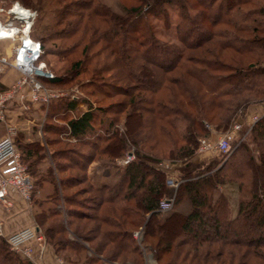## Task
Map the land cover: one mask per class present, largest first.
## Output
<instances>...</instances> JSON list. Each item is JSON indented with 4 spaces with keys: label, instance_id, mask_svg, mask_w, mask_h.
Masks as SVG:
<instances>
[{
    "label": "trees",
    "instance_id": "1",
    "mask_svg": "<svg viewBox=\"0 0 264 264\" xmlns=\"http://www.w3.org/2000/svg\"><path fill=\"white\" fill-rule=\"evenodd\" d=\"M13 1L39 12L54 7V21L37 41L42 49L44 41L56 42L69 69L43 85L86 75L77 85L89 97L124 98L87 103L80 114L75 100H54L42 107L39 141L15 138L33 177L38 232L55 256L90 254L81 264L132 256L137 262L125 263L138 264L142 249L133 235L142 227V241L155 240V264H264V115L250 129L252 142H261L257 158L238 143L218 160L190 162L199 136H209L205 125L216 121L225 131L248 106L264 104V0H116L122 14L110 0ZM156 30L175 41L158 39ZM156 140L169 142V151L160 153ZM127 154L133 159L118 182L92 184L93 162L110 166ZM163 157L187 162L176 189L165 186L167 174L157 166ZM225 186L238 193L234 214ZM173 192L174 206L186 201L190 210L162 218L159 202ZM108 245L117 251L104 256ZM170 252L174 258L164 260ZM0 264L30 263L0 238Z\"/></svg>",
    "mask_w": 264,
    "mask_h": 264
},
{
    "label": "built area",
    "instance_id": "2",
    "mask_svg": "<svg viewBox=\"0 0 264 264\" xmlns=\"http://www.w3.org/2000/svg\"><path fill=\"white\" fill-rule=\"evenodd\" d=\"M13 4L8 10L0 5V15L6 11V15L0 18V29L7 31L6 35H0V42H5L11 46L10 56L0 58V66L10 67L16 70L20 79L16 81L5 92H0V121L7 126L5 136L0 140V208L10 212L13 208L11 194L18 195L22 201L31 206V199L34 192V183L29 175L26 166L21 161V155L16 148L15 138L17 130L15 126L7 123L6 110L10 104H18L23 111H27L31 104L48 106L52 101L60 99L62 94L51 93L44 89L41 81L53 79L55 75L43 63L40 62L42 55L41 44L31 37V27L34 15L30 13L27 20L20 19L14 13ZM14 21L21 22V26L14 25ZM30 24L27 33L24 31ZM2 70H0L1 72ZM74 99V97L72 98ZM252 120H256L253 117ZM238 130V125L234 126ZM207 130L213 132L211 127ZM230 135L224 134L216 142L209 139H199L200 151L214 148L220 154L230 153ZM133 159L132 155H127L123 164L127 165ZM158 168L168 172L169 164H160ZM180 181L175 177H167L166 185L176 189ZM174 197L161 199L158 205L159 212H168L173 208ZM28 209V208H27ZM0 238L8 245L9 250L20 255L31 264H46L39 256L43 255L41 242L42 235L38 232L36 224H31L19 228L10 233L4 230V223L0 221ZM39 244L38 251L37 245ZM39 255V256H38ZM36 258V259H35ZM53 264H69L62 259H55Z\"/></svg>",
    "mask_w": 264,
    "mask_h": 264
},
{
    "label": "rangeland",
    "instance_id": "3",
    "mask_svg": "<svg viewBox=\"0 0 264 264\" xmlns=\"http://www.w3.org/2000/svg\"><path fill=\"white\" fill-rule=\"evenodd\" d=\"M116 0H110V2L107 3V5H111L112 9L115 13H119L122 14V12L118 9L117 4H115L114 6V2ZM128 4L132 3V2H127ZM13 4H18L19 6H21L22 8L28 10L30 13H32L34 15L33 17V24L31 27V37L33 39H35L37 41V39L40 40V37L42 35L41 30L50 27L49 25L52 24V22L54 21L53 19V8L54 7H44L45 10H43L42 12L37 11V9H33V8H27L24 7L22 4H20L17 1H13V0H0V5L5 8V10H8V8H10ZM6 11H4L1 15L0 18L2 19L6 13ZM171 18L172 21L174 23H176V21L178 20V16L175 12H173L171 14ZM151 23L157 25L158 27L161 26L160 24H157L154 20H151ZM14 25H17L18 27L21 26V22L19 21H14ZM45 27V28H44ZM171 31V30H170ZM156 37L160 40L163 41H167V42H171V41H175V39H173L174 37L172 36L173 34H170L169 32L164 33L162 31L156 30ZM39 42V41H38ZM176 44H178L177 42H175ZM41 44V43H40ZM10 48L11 46L9 44H7ZM43 49L41 46V50H42V57L40 58V62L43 63L49 70H51L53 72V74L55 75V77H59L61 75H65L67 73V69L68 68V63L65 59L61 58L60 56H58L57 54V47L58 44L56 42H46L44 41L43 43ZM44 51V54H43ZM197 52V51H196ZM193 53V52H191ZM198 53V52H197ZM6 55V54H4ZM3 53H0V58L1 57H9V56H4ZM234 57H238V59L240 58L239 56H237L236 54H234ZM246 58H243L240 60H242L243 62H245ZM262 64V66L264 67V61L260 63V65ZM10 68V67H8ZM6 67L1 68L0 66V70H2L0 72V75L3 74V72L8 69ZM21 77V75H20ZM20 78H18L16 81H18ZM85 79H87L86 75H82L80 76L79 79L76 80V82L72 83V84H67L64 86H60V87H48L43 85V81H41L42 86L44 87L45 90L51 92V93H56V94H62L61 99H67V100H75L76 101V111L78 112V114L84 112L87 108V103H91V105L93 107H96V105L98 106H106V105H110L111 103H115L116 101H122L124 98H122L121 96H115V97H111L109 98H98L97 101L94 100L95 98L89 97L86 92L81 89L80 87H78L77 83L84 81ZM15 81V82H16ZM14 82V83H15ZM13 83V84H14ZM13 84H11L10 86H8L7 88L4 89H0V92H5L8 88H10ZM74 97V99H72ZM252 102V101H250ZM12 105L14 106L15 103L10 104L8 106L12 107ZM253 106H260L258 109L259 111H254L255 113H249L247 110L251 109ZM46 107V106H45ZM7 108V109H8ZM257 108V107H256ZM255 108V109H256ZM264 109V104H255V105H250L248 106L242 114L238 113V117L235 119V121L233 122V124L231 126H229L228 129L224 130H217L215 127V123L216 121H212V124H207L205 125V129L207 130V126L211 127L212 130L215 133V139H213V142H216L219 137L223 136L224 134L226 135H230V147L231 146H237L238 143H243L244 145H248L247 147L248 152L251 153L253 158H257L258 156V152H261V145L260 143H258V141H254L252 142V136L250 135V129L251 127L254 125V123L262 116H258V114L261 113V111ZM7 111V110H6ZM45 111V110H44ZM43 112V110H42ZM249 113V114H248ZM240 114V115H239ZM253 114V115H251ZM76 114H74L75 116ZM247 120H246V116ZM253 117H256V120H252ZM7 118V116H6ZM122 119L123 117L120 119V123H122ZM1 122V121H0ZM3 123V122H1ZM8 124H10L9 122H7ZM43 123V122H42ZM42 123H41V127H42ZM55 123H57L55 121ZM5 125V130H7V126ZM121 125V124H120ZM235 125H238V130L234 128ZM208 135L210 136L212 134V132L210 133V131L207 130ZM6 134V133H5ZM155 134V133H154ZM200 137L197 139V145H196V149L194 151V155L193 157L190 159V162L194 163V164H200V163H209L212 160H218L219 158H222V156L224 154H220V153H215L214 148L212 149H208V150H204V151H200L199 149V139L201 138H205V139H209L210 137ZM174 138V137H173ZM159 141V140H156ZM169 142H158L156 145H158L159 149L164 150L163 152L160 153H167L169 151L168 145ZM253 143V144H252ZM256 143V145H255ZM260 145V146H259ZM19 151V150H18ZM20 153V152H19ZM128 155V154H127ZM127 155H124L123 158L117 160L115 163L110 164V166H104L99 164L98 162H93L90 167H89V178L92 182V184L94 185H100V184H109V185H113L116 182H118L119 177L122 173V169H123V161L125 158H127ZM187 163V162H186ZM185 163V164H186ZM215 163V162H214ZM160 164H169V170L167 172L166 178H165V186L168 187L166 185V179L167 177H175V179L178 180L179 176H180V168H182L185 164L181 163L180 161H173V160H166L165 157H163V160H161L160 162L157 163V166ZM48 166V163L45 162L43 164H41L39 166V171L43 172L46 170ZM195 166V165H194ZM27 169V168H26ZM212 172V171H211ZM29 173V172H28ZM30 175V174H29ZM194 175V172H193ZM31 176V175H30ZM32 180L33 177L31 176ZM44 192V191H43ZM43 192L37 196L39 198H43L44 194ZM221 192L226 196L229 205H230V209L232 214H234V212H236V208H237V201H238V193L235 187L233 186H227L226 190L223 189L221 190ZM72 193V192H71ZM176 195V192L170 193L166 199H170L172 197H174ZM33 197V196H32ZM165 199V198H163ZM175 199V198H174ZM22 200V199H21ZM27 206V205H26ZM190 210L189 204L186 201H182L179 204H176L175 206L173 205V208L168 211V212H159L158 209V213L160 214V217L165 218L168 215H170L173 211H181L183 209ZM28 210L33 211V213L36 210V208L34 207V202H33V198L31 199V206L28 207ZM33 213H32V217H33ZM33 221L35 222V219L33 217ZM60 223V222H59ZM36 224V222H35ZM56 223H50L49 225H55ZM91 224V223H90ZM37 227V226H36ZM136 232L133 235V239L137 242V244L139 246H141L142 249V253L140 256V260H138V264H155V259L153 256V252L151 250V246H153V243H155V240H150L147 242L142 241L143 240V231H142V227L139 229L135 230ZM69 239H71V236H68ZM43 238V237H42ZM97 242L94 243V245H96ZM42 244V249L43 251V255L39 256L42 261L45 263V254H46V249H50L51 246L47 245L45 242V239L43 238V241L41 242ZM36 243H33V246H36ZM86 247L90 246H94L93 244H85ZM38 251L39 244L36 246ZM52 249V248H51ZM53 250V249H52ZM106 250V251H105ZM114 251H117V249L112 246V245H108L107 247H105L103 255L104 256H108L110 253H113ZM12 252V251H11ZM54 252V251H53ZM14 253V252H13ZM16 254V253H15ZM18 255V254H17ZM90 256V254H86L85 252H80L77 257L74 256V254H72V252L69 251H62L58 254V256H55V259H62L65 262L69 263V264H81L86 257ZM174 253L170 252L168 255H166V257L164 258V260L167 259H172L174 258ZM19 257H21L19 255ZM22 258V257H21ZM23 260H25L26 262L30 263L29 261H27L26 259L22 258ZM36 259V258H35ZM54 259V261H55ZM131 260H134L135 262H137V259H135L132 256H126V258L124 259L125 262H131ZM54 261L50 264H53ZM123 261V262H124ZM120 263V264H126V263ZM31 264V263H30Z\"/></svg>",
    "mask_w": 264,
    "mask_h": 264
},
{
    "label": "crops",
    "instance_id": "4",
    "mask_svg": "<svg viewBox=\"0 0 264 264\" xmlns=\"http://www.w3.org/2000/svg\"><path fill=\"white\" fill-rule=\"evenodd\" d=\"M0 53H3V55L6 54L7 56L10 55V47L7 45V43L0 42ZM18 78H20V74L16 70L12 68L6 69L3 74L0 75V89L7 88ZM42 107L43 106H40L38 104H31L27 111H23L18 104H15L14 106L12 105V107H9L7 109V122L15 126L17 130V137L23 142L33 143L41 139V123L45 119V111ZM259 107L260 106H253L247 111L254 114V111H259ZM261 115H264V109L260 114H258V116ZM247 117L249 116H246V120ZM5 133V125L4 123L0 122V140L5 136ZM209 137L210 141L213 142V139H215L214 131ZM215 153L218 152L215 151ZM226 188L227 186L220 188V190H226ZM10 197L13 201V208L11 209V211L6 212L2 208H0V221L4 223L5 232L10 233L19 228L35 224L31 211L27 209L26 204L21 200V198L16 194H11ZM188 209L186 208L182 210L183 212H179L182 214H187L189 212ZM54 259L55 254L53 250L51 248L46 249L45 263L50 264L54 261Z\"/></svg>",
    "mask_w": 264,
    "mask_h": 264
},
{
    "label": "bare ground",
    "instance_id": "5",
    "mask_svg": "<svg viewBox=\"0 0 264 264\" xmlns=\"http://www.w3.org/2000/svg\"><path fill=\"white\" fill-rule=\"evenodd\" d=\"M14 13L17 14V16L22 20H27L30 17V12L28 10L22 8L18 4H15V6H14ZM29 26H30V24H28V27L24 31L25 33H27ZM6 33H7V31L5 29H0V35H6Z\"/></svg>",
    "mask_w": 264,
    "mask_h": 264
}]
</instances>
